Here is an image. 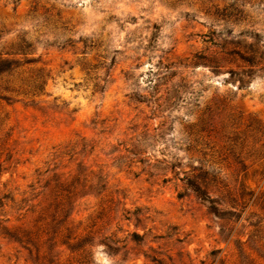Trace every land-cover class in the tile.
Here are the masks:
<instances>
[{
    "label": "rangeland",
    "instance_id": "374dc122",
    "mask_svg": "<svg viewBox=\"0 0 264 264\" xmlns=\"http://www.w3.org/2000/svg\"><path fill=\"white\" fill-rule=\"evenodd\" d=\"M0 55L22 91L0 99L5 224L71 188L45 228L91 264H264V0H0ZM0 264L34 263L0 233Z\"/></svg>",
    "mask_w": 264,
    "mask_h": 264
},
{
    "label": "trees",
    "instance_id": "16d2710c",
    "mask_svg": "<svg viewBox=\"0 0 264 264\" xmlns=\"http://www.w3.org/2000/svg\"><path fill=\"white\" fill-rule=\"evenodd\" d=\"M16 53L23 52H5L7 55ZM237 56L240 60H243L250 65H254L260 60H263L262 52L259 51L258 47L252 45L243 49L242 52L237 51ZM18 62L19 60L13 57L0 55V99L10 100L13 94H22V91H20V85H17L12 78L15 69L20 65ZM32 93L36 94V91H31V94ZM185 181L200 199L209 203V209L212 213L215 215H220L222 213V210L219 209L217 205V200L211 196L212 189L205 176L201 174L191 176L187 175L185 177ZM87 187L89 188L90 185ZM62 190L65 191L66 194L61 192L59 195L51 197L50 192H48L42 200L44 203L42 208V215H44V219L40 227H36V229L32 230L28 227L8 225L5 224V222H8V219L0 218V233H3L4 235H7L15 241L21 243L32 256L34 264H91L92 261L90 259V251L88 249V237L82 236V233L75 231L70 225V222L68 223V233L65 237H61L59 230H54L49 234L46 231L45 227L47 222L44 220L49 217H51L50 220L55 219L54 213H50V207L68 206V204H71L73 196H75L74 189L72 190L71 188L63 187ZM13 198L14 197H9L8 199L13 201ZM4 205L5 203L0 197V209H2ZM69 214L70 208L67 210L65 219L69 217ZM138 237L139 235L134 233V238ZM62 247H64V249H62ZM64 251H67L68 253L63 259L62 256ZM152 260L155 261L156 264H164L163 261L158 258L153 257Z\"/></svg>",
    "mask_w": 264,
    "mask_h": 264
}]
</instances>
